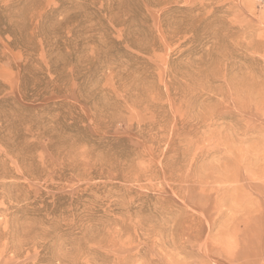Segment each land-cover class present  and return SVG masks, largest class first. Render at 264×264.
<instances>
[{
	"label": "rangeland",
	"instance_id": "1",
	"mask_svg": "<svg viewBox=\"0 0 264 264\" xmlns=\"http://www.w3.org/2000/svg\"><path fill=\"white\" fill-rule=\"evenodd\" d=\"M0 264H264V0H0Z\"/></svg>",
	"mask_w": 264,
	"mask_h": 264
}]
</instances>
